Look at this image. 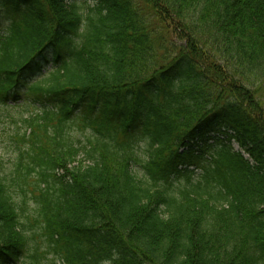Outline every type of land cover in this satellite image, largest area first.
Returning a JSON list of instances; mask_svg holds the SVG:
<instances>
[{"label":"trees","instance_id":"1","mask_svg":"<svg viewBox=\"0 0 264 264\" xmlns=\"http://www.w3.org/2000/svg\"><path fill=\"white\" fill-rule=\"evenodd\" d=\"M0 16V264H264V0Z\"/></svg>","mask_w":264,"mask_h":264},{"label":"rangeland","instance_id":"2","mask_svg":"<svg viewBox=\"0 0 264 264\" xmlns=\"http://www.w3.org/2000/svg\"><path fill=\"white\" fill-rule=\"evenodd\" d=\"M5 19L0 16V31L5 26ZM51 66V60L50 58L46 62H42V69ZM35 71V70H34ZM32 71L28 76L31 77L34 73ZM29 110H32V107H28ZM10 130V124L8 123V119L0 118V157L4 159V162L7 164L11 158H13V152H12V142L9 139L8 132ZM209 142H212L210 140ZM233 147L237 150H239V147L237 144L233 143ZM48 257H51V254H48Z\"/></svg>","mask_w":264,"mask_h":264}]
</instances>
